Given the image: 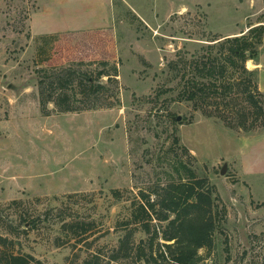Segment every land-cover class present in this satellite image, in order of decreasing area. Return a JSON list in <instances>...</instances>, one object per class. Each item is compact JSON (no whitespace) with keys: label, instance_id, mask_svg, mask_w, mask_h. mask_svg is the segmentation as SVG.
Here are the masks:
<instances>
[{"label":"rangeland","instance_id":"rangeland-1","mask_svg":"<svg viewBox=\"0 0 264 264\" xmlns=\"http://www.w3.org/2000/svg\"><path fill=\"white\" fill-rule=\"evenodd\" d=\"M37 3L0 0V236L45 264H83L92 254L107 264L135 229L125 221L140 192L193 174L220 197L215 242L200 251L201 264H264V31L246 62L262 110L238 86L187 100L182 78L208 83L193 62L210 41L264 28V0H113L117 59L109 67L65 62L66 39L34 37ZM114 65L118 84L102 79L100 97L87 88L76 105L86 110L58 113L49 104L44 115L43 77L70 69L96 79ZM241 79L231 70L225 81ZM72 220L92 224L78 248L62 229ZM147 238L137 231L132 242ZM108 264L141 263L131 253Z\"/></svg>","mask_w":264,"mask_h":264},{"label":"trees","instance_id":"trees-1","mask_svg":"<svg viewBox=\"0 0 264 264\" xmlns=\"http://www.w3.org/2000/svg\"><path fill=\"white\" fill-rule=\"evenodd\" d=\"M263 31L264 28L256 27L250 29L248 35L210 41L213 44L205 47L206 52L202 58L193 62L199 78L208 83H201L197 77L187 81L184 73L182 78L187 90V100L208 97L213 90V95L225 96L232 92L233 87L238 86L242 88L244 101L262 110L259 100L261 93L254 82L256 75L246 68V62L254 59L257 45L262 42ZM96 64L101 67L111 66L107 61ZM111 70L112 72L106 69L98 71L96 79H92V75L88 73H79L76 79L70 69L43 77L39 82L42 112L45 116H50L49 104H54L58 113L86 110L76 105L87 95V88L91 89L94 97H100L108 88L102 79L107 78L108 83L118 84L117 65L112 66ZM231 70L241 74L242 79L237 83L225 81ZM206 183L207 181L192 174L187 181L181 179L166 185H156L150 192L141 191L125 221L127 226H134L135 229L128 230L119 239L107 264L129 258L131 253L135 254L141 264H169L168 261L175 264H201L204 257L200 255V251L211 249L215 242V210L220 201L215 188ZM112 194L118 200L121 198L119 190H114ZM91 226L90 223L72 220L64 221L62 229L75 241L73 246L78 248L83 246V238L91 232ZM137 231L144 232L148 238L138 244L132 242ZM87 246L90 251L92 245ZM100 261V255L92 254L83 264H100ZM0 264L45 263L31 254L22 253L16 241L0 236Z\"/></svg>","mask_w":264,"mask_h":264},{"label":"crops","instance_id":"crops-1","mask_svg":"<svg viewBox=\"0 0 264 264\" xmlns=\"http://www.w3.org/2000/svg\"><path fill=\"white\" fill-rule=\"evenodd\" d=\"M113 10V0H38L29 29L34 37L66 39L65 62H114Z\"/></svg>","mask_w":264,"mask_h":264},{"label":"water","instance_id":"water-1","mask_svg":"<svg viewBox=\"0 0 264 264\" xmlns=\"http://www.w3.org/2000/svg\"><path fill=\"white\" fill-rule=\"evenodd\" d=\"M179 120H180V118H179ZM221 173H222V175H224L226 173V167L223 168Z\"/></svg>","mask_w":264,"mask_h":264}]
</instances>
